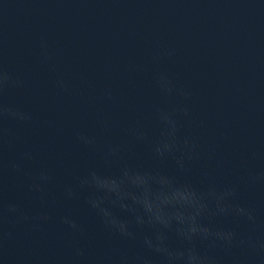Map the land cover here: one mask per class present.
<instances>
[{
    "label": "clouds",
    "instance_id": "9594fccd",
    "mask_svg": "<svg viewBox=\"0 0 264 264\" xmlns=\"http://www.w3.org/2000/svg\"><path fill=\"white\" fill-rule=\"evenodd\" d=\"M41 48L44 59L51 61L52 56L43 39ZM172 54L170 50H163L154 60ZM155 84L166 96H179L185 101L190 98V93L178 88L165 73L155 75ZM24 86L23 79L0 65V148L8 135L4 127L6 121L29 122L32 119L30 113L5 103L3 99L9 90ZM56 87L69 91L64 79L58 78ZM181 115H189L186 104L157 108L155 117L161 131L156 139H150L142 126L129 130L136 140L149 142L154 161L163 163L171 159L175 175L160 168L135 166L124 161L123 145L104 147L98 144L95 136L77 135L82 144L101 153L106 166L118 163L119 170L115 175H106L91 168L78 177L76 185L64 187L65 197L75 199L80 191L90 190L85 203L96 214L102 228L139 248V251H118L97 264H264V223L254 207L239 202V185L217 187L210 182L198 186L187 179L200 152L191 136L181 134ZM100 127L107 130L109 124L101 121ZM132 158L134 156L129 157ZM23 159L31 161L34 157L31 152H24ZM5 167L17 175L26 174L19 163L10 161L5 165L0 151V175ZM242 179L252 187L264 186V170L249 172ZM51 180L49 171L41 169L28 185L30 192L39 194L41 205L47 197L44 186ZM114 210H119L122 215ZM51 219L43 207L35 215H29L19 204L4 203L0 199V233L7 223L35 227ZM218 220L234 223L222 227L217 225ZM61 222L72 233L85 234L84 227L72 216H63ZM241 224L246 230H241ZM84 255L79 246H74L73 257L60 264H78L77 258Z\"/></svg>",
    "mask_w": 264,
    "mask_h": 264
}]
</instances>
